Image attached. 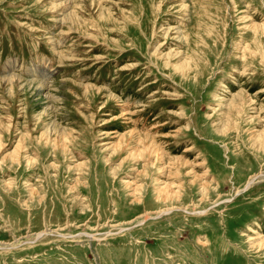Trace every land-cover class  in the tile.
<instances>
[{
    "label": "rangeland",
    "instance_id": "rangeland-1",
    "mask_svg": "<svg viewBox=\"0 0 264 264\" xmlns=\"http://www.w3.org/2000/svg\"><path fill=\"white\" fill-rule=\"evenodd\" d=\"M0 264H264V0H0Z\"/></svg>",
    "mask_w": 264,
    "mask_h": 264
}]
</instances>
